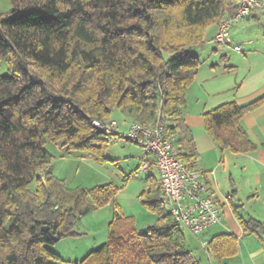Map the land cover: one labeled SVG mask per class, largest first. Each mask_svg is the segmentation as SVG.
Here are the masks:
<instances>
[{"label":"trees","instance_id":"obj_1","mask_svg":"<svg viewBox=\"0 0 264 264\" xmlns=\"http://www.w3.org/2000/svg\"><path fill=\"white\" fill-rule=\"evenodd\" d=\"M237 2L11 0V9L0 13V62L6 63L0 70V264H57L43 226L60 238L71 235L78 214L116 195L112 185L69 189L48 171L47 141L104 160L114 135L93 120H107L118 108L147 126L162 116L166 135L181 146L183 139L175 137L186 91L201 66L187 48L202 43ZM263 104L264 94L244 104L222 103L203 113L205 130L222 150L253 151L242 118ZM175 155L195 166L192 141ZM162 192L154 180L140 195L156 215L146 232L131 219L114 220L108 241L80 264H201ZM242 223L247 232L264 230L253 218ZM207 250L221 263L237 254L238 239L215 235Z\"/></svg>","mask_w":264,"mask_h":264},{"label":"rangeland","instance_id":"obj_2","mask_svg":"<svg viewBox=\"0 0 264 264\" xmlns=\"http://www.w3.org/2000/svg\"><path fill=\"white\" fill-rule=\"evenodd\" d=\"M11 6V0H0V13L8 12ZM212 34V29H209L202 43L187 48V52L196 55L201 65L208 69L210 63L213 65L220 61L226 66L222 75H214L213 72L210 74L212 80H209L211 82L208 90H214V95L223 100V103L261 91L264 88V14H259V18L251 15L235 22L228 43H215ZM234 45H240L241 50H236ZM5 64L4 61L0 62L1 72L6 71ZM192 89L191 92L186 91L184 110L193 109L200 101L199 98H205L207 94L197 85L192 86ZM263 94L264 92L261 95ZM206 101L207 99L201 100V105ZM117 138L119 137L111 136L104 160L91 158L79 151L67 152L51 141L45 144L52 156L48 171L63 180L69 189L87 190L103 185H112L117 189L115 197L108 204L86 214H78L72 228L73 234L65 235L59 241L48 245L50 251L59 256L57 264H80L90 252L108 241L112 221L119 218L131 219L138 226V222L149 211L140 200V195L148 190L147 179L136 167L137 161H133L131 157L138 158L143 149L126 137L118 141ZM35 187L36 183H33L32 188ZM166 210H169L167 205ZM243 217L249 219L245 213ZM142 226H138L139 231L146 232L147 227ZM183 229L188 243L195 248V254L203 258V264H211L200 241L201 236L197 237L186 228Z\"/></svg>","mask_w":264,"mask_h":264},{"label":"crops","instance_id":"obj_3","mask_svg":"<svg viewBox=\"0 0 264 264\" xmlns=\"http://www.w3.org/2000/svg\"><path fill=\"white\" fill-rule=\"evenodd\" d=\"M217 28L218 25L209 27L213 31L212 39ZM208 67L209 69L207 66H200L194 83L188 89L191 92L193 90L192 86L197 85L204 89L207 94H205V98H199L200 101L193 109H183L182 118L177 129L178 133L175 137L183 139L181 146L174 144L173 141L171 142L174 151H176L178 147L186 148L189 142L192 141L195 149L194 168L203 173L204 178L210 185L211 192L221 207L222 221L206 229L200 235L201 243L202 241L206 243L205 249L209 262L211 264H264V230L259 229L247 232L242 223V219H245L243 213L248 218L264 221V104L246 113L242 118V125L254 142L255 149L246 153H234L229 149L222 150L213 137L205 130L203 113L223 103L221 102L223 100H219V97L214 95L216 94L215 91L208 90V87L211 82L209 80H212L210 74L213 72L215 73L214 75L217 73L222 75L221 73L224 72L223 68H226V66L220 61L218 64L212 65L210 63ZM215 67H218V69H215ZM214 75L213 77H215ZM263 92L264 88L257 93L255 92L235 101L239 104H244L254 100ZM205 99H207V103L205 102L204 105H201V100L204 101ZM110 118L116 121L119 131L123 134H126L131 124L136 121L134 117L124 115L118 108L114 109ZM123 139L119 137L117 141ZM131 142L138 145L133 141ZM131 157L133 161H137L136 167L139 168V171L146 176L147 188L150 187V183L154 180L161 183L160 172L156 167V160L153 154L142 150L138 158L136 156ZM144 162L148 164L146 170H142ZM151 174L154 176L150 177ZM237 183L241 184L238 185ZM162 197L164 198L163 192ZM237 202L240 204L237 205ZM141 219L138 222V226L143 225L142 227L146 226L148 228L155 222L156 215L149 210ZM138 226L136 227L139 231ZM182 228L186 227L182 226ZM142 229L144 230L145 228ZM187 230L189 231V229ZM222 233H232L237 237L238 251L236 255L226 257L222 259L221 263H218L212 259V255L208 252L207 243L215 235ZM188 246L196 260L203 264V258L195 254V248H192L189 243Z\"/></svg>","mask_w":264,"mask_h":264},{"label":"built area","instance_id":"obj_4","mask_svg":"<svg viewBox=\"0 0 264 264\" xmlns=\"http://www.w3.org/2000/svg\"><path fill=\"white\" fill-rule=\"evenodd\" d=\"M253 13L264 14V0H238L235 11L227 13L218 23L213 41L228 43L233 24ZM234 48L241 50L240 45H234ZM93 124L107 134L128 138L144 152L155 156L168 211L192 234L199 237L203 231L222 221L221 207L203 173L176 157L173 144L166 135V120L162 116L159 115L156 123L150 126L134 121L126 134L120 132L116 121L111 119H95ZM147 167L144 162L142 170ZM202 245L206 247L203 241Z\"/></svg>","mask_w":264,"mask_h":264},{"label":"water","instance_id":"obj_5","mask_svg":"<svg viewBox=\"0 0 264 264\" xmlns=\"http://www.w3.org/2000/svg\"><path fill=\"white\" fill-rule=\"evenodd\" d=\"M43 230L49 233V235L51 236L54 242H57L60 240V236L57 233H55L53 229H50L49 226H43Z\"/></svg>","mask_w":264,"mask_h":264}]
</instances>
